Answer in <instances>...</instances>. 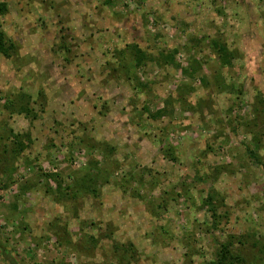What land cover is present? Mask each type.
<instances>
[{"label":"rangeland","instance_id":"1","mask_svg":"<svg viewBox=\"0 0 264 264\" xmlns=\"http://www.w3.org/2000/svg\"><path fill=\"white\" fill-rule=\"evenodd\" d=\"M0 3V264H264V0Z\"/></svg>","mask_w":264,"mask_h":264},{"label":"trees","instance_id":"2","mask_svg":"<svg viewBox=\"0 0 264 264\" xmlns=\"http://www.w3.org/2000/svg\"><path fill=\"white\" fill-rule=\"evenodd\" d=\"M7 13H8L7 5L0 3V16H4ZM212 47H213V51L217 55V60H218L217 62L220 64V66L222 68L232 67V65L234 64V61H236V57L234 53L228 49L227 45L217 40L213 42ZM131 49L135 51V57H136L135 61L139 69L143 66L144 63L151 61V59H153V57L148 56L145 52L140 50L138 46L136 45L132 46ZM13 50H15V45L10 43L7 40L5 34L0 31V54H3L5 57L8 58L10 57L11 52ZM166 62L170 63V59L166 58ZM191 69L192 67H190V70ZM194 74H196L195 70H194ZM216 81H217V86L219 87V89L221 90L227 89V86L223 82V78L221 77V75H218V78L216 79ZM161 115L162 113H159L157 115H153L152 118L157 119ZM252 155L254 156L255 154L253 153ZM87 173L88 174H86V176L83 178V181L79 180V182L77 183V187L84 190L85 192L87 191L89 193L91 192L96 193L97 191L95 188V184L98 183L99 180L101 179L100 177L98 178V176L93 175L92 172L91 173L87 172ZM211 196L213 197V195L209 196L206 202V205L209 207L210 212L215 213L216 211L214 209V199L211 198ZM231 248H232V244L222 245V250H221L220 257H219V261L222 264H237V263L244 264V259L232 253Z\"/></svg>","mask_w":264,"mask_h":264}]
</instances>
